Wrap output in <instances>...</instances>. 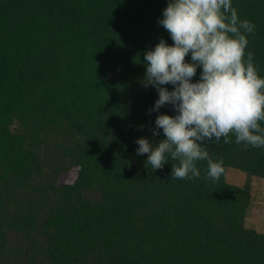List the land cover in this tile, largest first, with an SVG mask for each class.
<instances>
[{
  "label": "trees",
  "instance_id": "obj_1",
  "mask_svg": "<svg viewBox=\"0 0 264 264\" xmlns=\"http://www.w3.org/2000/svg\"><path fill=\"white\" fill-rule=\"evenodd\" d=\"M169 3L0 0V264H264V233L246 225L264 147L200 142L223 160L215 181L206 160L177 179L178 160L154 170L137 154L138 139H166L158 115L178 114L150 112L159 95L145 86L146 51L173 45ZM232 5L255 25L246 54L264 78V0Z\"/></svg>",
  "mask_w": 264,
  "mask_h": 264
},
{
  "label": "clouds",
  "instance_id": "obj_2",
  "mask_svg": "<svg viewBox=\"0 0 264 264\" xmlns=\"http://www.w3.org/2000/svg\"><path fill=\"white\" fill-rule=\"evenodd\" d=\"M159 23L168 31L173 45L163 39L146 51L145 86L152 85L159 99L151 111L172 105L175 116L160 114L156 129L166 139L155 147L146 138L136 142L138 155L148 154L147 164L162 169L166 156L178 160L172 178L200 176L196 161L206 160L208 178L218 180L224 173L223 160L213 162L205 140L264 147V78L247 52L248 38L255 25L240 20L232 0H170ZM191 53V63L186 57ZM200 80L192 82L197 67ZM174 86L172 91L163 85ZM157 130L153 131L158 135ZM214 138V139H213Z\"/></svg>",
  "mask_w": 264,
  "mask_h": 264
},
{
  "label": "rangeland",
  "instance_id": "obj_3",
  "mask_svg": "<svg viewBox=\"0 0 264 264\" xmlns=\"http://www.w3.org/2000/svg\"><path fill=\"white\" fill-rule=\"evenodd\" d=\"M72 172L64 173L60 177L61 181L71 180ZM227 179L233 184L243 186L247 181V174L235 168H228ZM251 206L246 225L264 233V179L253 177L251 180Z\"/></svg>",
  "mask_w": 264,
  "mask_h": 264
}]
</instances>
